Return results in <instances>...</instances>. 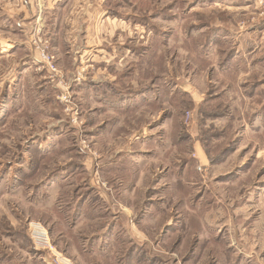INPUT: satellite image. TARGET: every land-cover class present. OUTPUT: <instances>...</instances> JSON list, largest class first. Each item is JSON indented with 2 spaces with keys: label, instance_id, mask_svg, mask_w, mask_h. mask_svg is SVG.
<instances>
[{
  "label": "rangeland",
  "instance_id": "1",
  "mask_svg": "<svg viewBox=\"0 0 264 264\" xmlns=\"http://www.w3.org/2000/svg\"><path fill=\"white\" fill-rule=\"evenodd\" d=\"M29 1L0 0V264H264V0Z\"/></svg>",
  "mask_w": 264,
  "mask_h": 264
},
{
  "label": "crops",
  "instance_id": "2",
  "mask_svg": "<svg viewBox=\"0 0 264 264\" xmlns=\"http://www.w3.org/2000/svg\"><path fill=\"white\" fill-rule=\"evenodd\" d=\"M29 2H30L29 0H20L19 5L21 4V5L23 6V10H24V11H28V10H30L31 7L36 11V9H35L33 6H31ZM42 3H43V2L36 3V4H35V7H39V6L43 5ZM54 3H55V2H54ZM46 6L49 7L48 4H46ZM51 7H53V6H51ZM37 9H38V8H37ZM19 10H20V9H19ZM37 11L39 12V10H37ZM41 12H42V11H41Z\"/></svg>",
  "mask_w": 264,
  "mask_h": 264
},
{
  "label": "built area",
  "instance_id": "3",
  "mask_svg": "<svg viewBox=\"0 0 264 264\" xmlns=\"http://www.w3.org/2000/svg\"><path fill=\"white\" fill-rule=\"evenodd\" d=\"M42 58L47 63L48 67L51 68V70H55V66L53 65V61H51L52 58L50 56L44 55V56H42Z\"/></svg>",
  "mask_w": 264,
  "mask_h": 264
}]
</instances>
